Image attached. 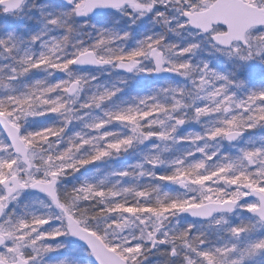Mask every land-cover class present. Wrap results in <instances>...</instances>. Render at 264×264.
<instances>
[{
  "label": "snow or ice",
  "instance_id": "obj_1",
  "mask_svg": "<svg viewBox=\"0 0 264 264\" xmlns=\"http://www.w3.org/2000/svg\"><path fill=\"white\" fill-rule=\"evenodd\" d=\"M0 264H264V0H0Z\"/></svg>",
  "mask_w": 264,
  "mask_h": 264
}]
</instances>
